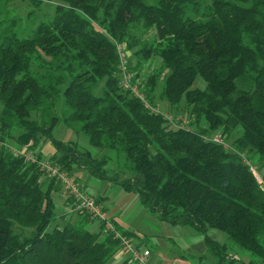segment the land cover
<instances>
[{
    "label": "trees",
    "instance_id": "1",
    "mask_svg": "<svg viewBox=\"0 0 264 264\" xmlns=\"http://www.w3.org/2000/svg\"><path fill=\"white\" fill-rule=\"evenodd\" d=\"M17 1L56 7L24 32L13 20L0 23V264H128L113 263L120 241L104 225L91 232L95 221L84 212H75L76 224L53 226L61 183L45 186V173L6 148L31 144L36 153L44 140L55 154L40 151V159L73 179L84 170L136 195L161 222L191 228L213 264L244 256L243 264H264V191L251 172L264 165V0L5 7ZM117 44L132 55L129 70L150 107L122 87ZM152 62L158 67L145 74ZM198 78L205 89L193 88ZM157 101L165 110L187 107L188 127ZM61 124L78 125L92 150L56 139Z\"/></svg>",
    "mask_w": 264,
    "mask_h": 264
},
{
    "label": "crops",
    "instance_id": "2",
    "mask_svg": "<svg viewBox=\"0 0 264 264\" xmlns=\"http://www.w3.org/2000/svg\"><path fill=\"white\" fill-rule=\"evenodd\" d=\"M42 152L48 158H51L55 154L50 143H47L43 147ZM73 173L74 179L78 181L77 183L81 188L89 195L100 200L104 211H106L117 229L120 230L119 232L130 233L131 237L129 238L139 249L150 252L147 264H213V259L207 255V248L203 237L191 228H184L183 226L184 229L174 232L173 230L178 227L182 228V226L177 227L161 222L157 215L149 213L143 207L141 208L140 202L141 209H136L137 214L140 215L132 219L129 217L127 221L125 217H127L132 206L135 205L138 199L136 195L131 197L133 199L129 197V199L127 198L126 201L121 203L113 201L107 197V194L113 187L112 184L108 182H106L105 186L102 183L97 184L96 181H92V178L90 179V175L87 172L81 169H75ZM84 185H90L98 192H100V189L103 195L93 193L89 187ZM53 198L56 206L62 207L63 212L67 213L66 215H77V213L72 211V203L67 198L62 185L53 193ZM67 218L69 217L67 216ZM97 224L98 227L97 230L93 231L94 233H98L101 230V224L98 222ZM142 228L146 229L148 234L142 235V233H139V230ZM175 246L177 249H175ZM173 247L174 249H172ZM125 261H127V256L119 250L113 259V263Z\"/></svg>",
    "mask_w": 264,
    "mask_h": 264
},
{
    "label": "rangeland",
    "instance_id": "3",
    "mask_svg": "<svg viewBox=\"0 0 264 264\" xmlns=\"http://www.w3.org/2000/svg\"><path fill=\"white\" fill-rule=\"evenodd\" d=\"M56 7V4H50V3H44L42 5V7L38 10H36L33 6L30 5L29 2H13V3H9L8 6L6 5L5 7V0L0 1V23L1 24H5L7 23L9 20H13L14 23H16L17 27L19 29H21V32L26 31L27 29H31V28H35L39 22H41L42 20L44 21L45 19H51L54 15V9ZM36 11V18L34 20H30L28 19V13L30 11ZM152 34V33H151ZM131 55V54H130ZM132 56V55H131ZM132 64H135V61H132ZM158 67V62H152L149 63L145 68H144V73H148V71L150 72L153 68ZM206 87V83L198 78L193 86V88H199V89H205ZM160 110H162L163 112L167 113V115L171 116L172 118L175 119H180V121L183 122L184 126L188 127V124L191 122L190 120V115H189V111L187 107H182L181 110H179L178 112L170 110V109H163V107L165 106L164 103L162 102H158ZM54 136L56 139L64 141L66 143L68 142H75L77 143L82 149H91L89 143H88V139L87 137L83 134L79 132V126H75L73 128H70L68 126H66L65 124H61L59 127L56 128L55 132H54ZM43 140V138L41 139ZM49 142H47V140H44L42 142V145L39 149H36L35 152L36 153H40V151L42 152L43 147ZM30 145L28 146H23V147H17L14 146V144H6V148H8L10 150V152H14L15 150L20 151V150H24L25 152L30 149L29 148ZM230 147L229 144H227L226 147ZM31 151V150H29ZM34 152V151H33ZM35 153V154H36ZM38 155V154H37ZM35 156V160L29 162H25L28 165H35L36 167L39 168V170L41 169L40 163L45 162V159H40L39 156ZM46 157H48L47 155H45ZM20 157V156H17ZM258 170L260 172L261 176H264V165L262 167H258ZM41 171V170H40ZM92 178V181H96L97 184L102 183V185H106L107 183L105 181H100L96 178H93L92 176H90V179ZM43 181H44V185L47 186L48 182L51 180V178H49L46 174H44L43 176ZM49 180V181H47ZM89 187V189L99 195H103V193L101 192V190L99 189L100 192L96 191L94 188H92L90 185H84ZM98 192V193H97ZM133 196V194L127 193L125 192L121 187L119 186H115L113 185L111 191L107 194V197L109 199H112L113 201H118L119 203L126 201L127 198L129 199H133L131 198ZM140 208L139 205V201L137 199L135 205L132 206V208L130 209V211L128 212L127 217H125V219L128 221L129 217L132 218H136L138 217L140 214H137L136 209ZM106 212V211H105ZM57 213L59 215L58 219L56 220L55 225H59V226H64L66 223L68 222H72L73 224H76V221L78 220V215L74 216V215H66L67 213L63 212V208L62 207H57ZM136 215V216H135ZM67 216L69 218H67ZM134 216V217H133ZM73 218V219H72ZM110 218V217H109ZM111 219V218H110ZM147 220L149 221V219L147 218ZM112 221V220H111ZM98 222V221H97ZM97 222H94L92 224H90L89 230L90 231H94L97 230L98 224ZM99 224L102 225L101 222H98ZM113 223V221H112ZM170 225V224H169ZM52 226V227H53ZM159 226V224H158ZM178 227V226H177ZM185 228V227H184ZM183 226L182 228L178 227L175 230H173L174 232L176 231H181V229H184ZM159 229H161V227H159ZM187 229V228H186ZM133 231V229H132ZM183 231V230H182ZM139 233H142V235H146L148 234V232L146 231V229H140ZM211 236L213 239H215L216 241H218L221 244L227 243L228 239L227 236L223 233V232H219V231H212L211 232ZM174 249V247L172 248ZM175 249H177V247L175 246ZM244 263H248L249 262V257L248 256H244L241 261H238L237 264H243Z\"/></svg>",
    "mask_w": 264,
    "mask_h": 264
},
{
    "label": "built area",
    "instance_id": "4",
    "mask_svg": "<svg viewBox=\"0 0 264 264\" xmlns=\"http://www.w3.org/2000/svg\"><path fill=\"white\" fill-rule=\"evenodd\" d=\"M117 51L119 56V72L121 76L122 87L131 92L132 95L139 99L145 106L150 107L148 99L145 94L140 90L139 83H134V74L129 70V56L130 54L124 49L122 45L117 44ZM158 112V110H155ZM165 116L171 120V116L165 114ZM180 121V119H178ZM213 141L218 144H225L220 136L213 138ZM228 148V147H227ZM15 156L23 157L26 162L35 160L36 154L33 151L24 150L14 151ZM41 171L45 173L49 178L54 179L61 183L67 198L72 203V211H81L88 215L93 221L101 222L104 225L105 232L113 235V238L120 241L121 252L127 256L128 264H147L150 256L149 251H142L135 245L132 240L119 232L104 211L101 204L96 202L95 197L86 193L81 186L74 181L66 172L62 171L58 166L54 165L50 161L40 163ZM251 172L255 176L256 180L260 184L264 191V182L259 174L258 169L251 165Z\"/></svg>",
    "mask_w": 264,
    "mask_h": 264
}]
</instances>
